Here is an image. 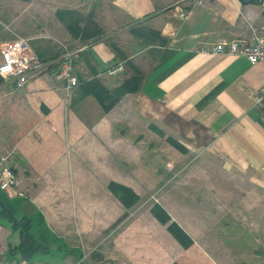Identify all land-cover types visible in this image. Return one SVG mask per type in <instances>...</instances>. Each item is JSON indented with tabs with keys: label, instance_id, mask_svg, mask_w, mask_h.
Segmentation results:
<instances>
[{
	"label": "crops",
	"instance_id": "0c3cea01",
	"mask_svg": "<svg viewBox=\"0 0 264 264\" xmlns=\"http://www.w3.org/2000/svg\"><path fill=\"white\" fill-rule=\"evenodd\" d=\"M112 4L125 24L156 30L166 43L141 44L137 49L132 31L138 28L132 27L128 32L126 27L125 34L120 33L128 39L120 47L123 54H116L106 35L80 45L85 49L76 62V73L82 85L72 94L65 92L51 75L33 79L23 92L13 91L4 80L0 82V159L9 157L16 175L32 182L31 198L17 199L0 188V199L14 203L17 209L21 201L29 199L50 230L60 237L65 234L66 240L72 238L68 230L74 228L75 221L88 226L85 231L98 234L112 230L126 210H131L112 195L108 187L111 181L131 187L141 201L162 185V180H174L178 174L182 179L193 176V172L173 173L172 159H165L168 167L163 173L158 172L157 157L151 151L157 142L149 138L157 132L151 125L163 132L169 130L172 134L168 137L187 147L188 151L182 153L170 144L179 156L220 169L224 179L248 181L255 192L258 188L264 190V110L255 105L256 93L264 84V62L252 64L245 57L209 52L221 41L247 38L254 28H262L264 1L113 0ZM66 37L72 38L68 31ZM35 49L47 59L57 57L58 48ZM129 61L146 70L143 86L138 93L125 95L106 113L89 93L92 84L99 81L114 90L131 76ZM116 63H123L126 71L109 76L106 70ZM199 168L197 165L196 170ZM81 176L84 183L78 185ZM203 176L199 172L194 178L204 180ZM36 180H42V184L36 185ZM207 185L210 188L207 181H198L194 191L187 186L174 190L169 184L171 189H166L164 201L159 202L194 242L199 240L197 230L189 225L188 219L193 217L190 214L203 209L206 196L210 205L220 206L232 194L224 185L209 192ZM100 187L105 189L100 191ZM108 190L113 197L100 206L93 205V195H107ZM170 191H175L180 200L169 198ZM194 192L196 201L188 198ZM248 192L253 194V189L242 185L234 196L242 203ZM213 193H217L215 198L211 197ZM42 196H53L57 209H51L53 204L47 206ZM149 209L138 213L127 226L116 228L117 253H124L122 257L116 255L119 262L151 264L152 252L140 254L136 242L126 240L132 234L134 240L139 232L144 234L147 247L157 242L158 235L163 237L162 243L158 241L162 257L170 255L174 245L182 247L168 226L160 223ZM178 210L182 217L175 215ZM99 211L102 212L94 224L92 218ZM4 221L6 225L0 224V259H7L10 244L19 241ZM103 223L110 229L101 228ZM195 226L204 229L208 224L197 222ZM108 247L109 243L104 261L110 258ZM173 263L163 259L162 264Z\"/></svg>",
	"mask_w": 264,
	"mask_h": 264
},
{
	"label": "rangeland",
	"instance_id": "374dc122",
	"mask_svg": "<svg viewBox=\"0 0 264 264\" xmlns=\"http://www.w3.org/2000/svg\"><path fill=\"white\" fill-rule=\"evenodd\" d=\"M112 2L113 0H0V60L1 44L5 41L15 39L18 36L33 38L32 45L34 49L35 46L37 48L40 46L43 48L55 47V49H57L62 46V44L72 47L85 44L80 38H75L67 28V23L59 18L57 14L59 10L76 11L80 15H74L71 19L81 16L85 20L84 24L86 22L97 24L101 35L107 36L106 40H108L111 46L122 48L128 41L124 35L126 32L125 28H129L127 29L128 32L129 30L131 31L132 27H137L138 29L142 28L141 26L129 25L131 24L130 22L128 25L125 24L122 19L123 16L118 15L117 11H114V4H112ZM67 31L72 36V38L69 37L70 40L66 37ZM144 41L143 38L136 37L135 47L140 49ZM121 48L120 50H122ZM35 50L37 51V49ZM128 69L130 70L129 73L132 75L133 71L129 65ZM142 70L144 75L146 70ZM0 82H2L1 79ZM8 86L10 85L8 84ZM20 91L23 92V90ZM57 91H59V88H57ZM165 131V135L157 133L154 137H149L151 142L154 140L157 142V147L154 146L151 151H154V155L157 157L158 162L155 167L158 168V172L163 173L166 167H168V164H164L165 159H172L174 165L173 173L183 172L187 174L193 172V176H191V178L182 179L178 174L174 180H162V185H158L159 187L157 186L144 195L142 200H139L136 208H131L128 212L126 210L124 213L125 215L123 214L124 216L118 220L116 226L114 225L111 227L112 230H103V233L97 234L93 232L92 234V231H85L86 228H89L88 226L85 228L81 225L80 221H75L74 228L68 230L67 227V230L71 233V239L69 238L66 240L65 234L63 235L65 237H60L52 232L59 241L58 244L53 247V252L57 254L60 260L62 258L61 262H59L60 264H76L81 254L85 264H106V262L108 264H123L124 261L119 262V258H117L119 255L122 257L124 253L122 251L117 253L115 233L120 228L127 226L128 221L133 219L138 213L146 212L149 208V210H151L155 205H161L159 202L164 201L163 197L166 189L170 188L169 184L174 190L177 187L187 186L188 188H193L195 191L198 181L200 183L207 181L210 188H208V185L206 188L209 192L211 189L216 191L219 187L224 185L225 188L232 193L226 202H221L222 205L220 206H218V204L210 205L209 201H207L209 197L206 196L204 197L206 203L203 209L201 210L200 208L199 211H194L192 214L189 213L194 217L188 219L189 225L193 231L197 230V240L199 241L194 242L189 248H185L180 244L183 248L181 247L179 249L178 246L174 245L172 253L170 255L166 253L165 257L164 255L162 257L163 253L159 252L162 246L158 243V241H160V243L163 241L161 235L157 236V242L148 247L142 232L136 234L134 240H132L134 237L133 234L132 238L127 237L126 240L128 242L135 241L138 253L140 254L143 253L144 255V253L152 252V254H150L151 264H162L163 259L166 263L172 261V263L177 262L179 264H264V190L258 188V192H255V187L248 181L239 180L238 178H232L231 180L224 179L223 172L220 169H215L210 165H204L203 162L197 161L196 159L191 160L190 158L179 156L178 152L170 147L171 145L167 139L168 135L172 133L169 130ZM141 151L143 154L144 150L141 149ZM4 159L7 161V167H10V171L17 182L15 187L6 192L17 199L25 198V196L31 198L30 191L32 187L29 185L32 182L28 179L19 178L14 172L13 167L10 166L9 157L1 158L0 160ZM197 165L200 166L198 170H196ZM199 172L201 175H204V180L194 178ZM160 182L161 181H159V184ZM83 183L84 176H81L78 179V185H83ZM35 184L41 185L42 180H36ZM56 185L58 186V183H56ZM163 185H165L164 188ZM242 185L249 190L252 188L253 194L250 192L246 193L242 203H239V197L234 196V191H237ZM104 189L105 187H100V191ZM77 191L80 192V195L84 194L83 191L80 190V187H78ZM216 194L217 193L211 194V197ZM112 195L116 197L114 194ZM112 195L109 190L107 191V195H103L101 192L93 195V205L100 206L102 203H106L107 198ZM82 196L78 197L82 199ZM45 197L46 196H42L43 200L46 201V205L50 206L53 204L51 209H57L58 206L54 205L55 198L53 196ZM168 197L173 200H180L175 191H170ZM184 198L186 199L187 196ZM188 198L196 201L197 196L194 192V194L190 195ZM236 199H238L237 202ZM101 212L102 211H99L93 216L92 222L94 224L97 223ZM174 213L176 216L182 217L180 210ZM116 214L117 213H114V215ZM53 215L55 216V213ZM69 220L70 216L68 222ZM36 221L35 229H37L38 226L43 227L40 218ZM197 222L203 223L204 225L208 224V226L204 229H199L195 226ZM0 224L6 225V222L0 219ZM117 227L118 230L116 231ZM101 228H109V226L103 223ZM9 229L11 228L9 227ZM108 243L110 258L104 261ZM9 263L15 264L10 261L9 258L0 259V264Z\"/></svg>",
	"mask_w": 264,
	"mask_h": 264
},
{
	"label": "trees",
	"instance_id": "16d2710c",
	"mask_svg": "<svg viewBox=\"0 0 264 264\" xmlns=\"http://www.w3.org/2000/svg\"><path fill=\"white\" fill-rule=\"evenodd\" d=\"M58 16L62 21L67 23V28L75 38H80L85 44L97 40L102 37L97 24L93 22H85L79 16L71 19L74 15H80L76 11L66 10L58 11ZM133 34L135 37H141L145 41L144 46L156 45L157 43L165 44V40L161 34L152 29H134ZM99 37V38H97ZM161 44V45H162ZM117 55L123 54L122 50L113 47ZM61 53L58 47L59 56ZM55 58V57H54ZM126 58V57H125ZM129 67L132 69L133 74L120 83L114 90H109L99 81L92 84V89L89 91L102 105L105 112H109L114 106L127 94L138 93L144 82L143 72L133 62L129 61ZM124 73V72H123ZM0 79L3 78L0 76ZM152 130L165 135V133L158 129L155 125H151ZM168 142L182 153L188 151L187 147L182 142L174 137H167ZM109 190L119 199V201L128 209L132 208L140 200V196L129 186L111 181ZM22 205L17 209L10 203H5L0 199V219H4L11 226L13 232L18 235L19 241L11 243L8 249L7 258L16 261V264L27 262L36 264L41 262L43 264H60L61 260L57 254L53 252V247L58 244L56 236L48 227L44 216L38 211V208L29 200L21 201ZM152 213L156 219L168 226L169 232L177 239V241L185 248H189L194 244L193 238L183 229L179 223L172 219V216L161 205H155L152 208ZM40 218L43 227L35 229L36 220ZM73 252V251H72ZM75 252V251H74ZM76 264H85L82 254L79 255V260ZM174 264H179L175 262Z\"/></svg>",
	"mask_w": 264,
	"mask_h": 264
},
{
	"label": "built area",
	"instance_id": "2783aa9c",
	"mask_svg": "<svg viewBox=\"0 0 264 264\" xmlns=\"http://www.w3.org/2000/svg\"><path fill=\"white\" fill-rule=\"evenodd\" d=\"M32 41L33 38L18 36L1 44L0 76L10 88L13 91L23 90L33 79L51 75L68 94L79 89L82 81L76 73V62L85 47L62 44L60 55L47 59L34 49ZM209 52L245 57L252 64L264 62V26L254 28L250 37L237 38L231 42L221 41ZM125 70L123 63H116L106 73L117 76ZM255 105L264 110V84L256 93ZM16 183L10 167H7V161L0 160V188L7 191L15 187Z\"/></svg>",
	"mask_w": 264,
	"mask_h": 264
}]
</instances>
